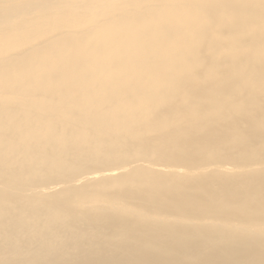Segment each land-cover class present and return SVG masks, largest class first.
<instances>
[{"label":"bare ground","instance_id":"bare-ground-1","mask_svg":"<svg viewBox=\"0 0 264 264\" xmlns=\"http://www.w3.org/2000/svg\"><path fill=\"white\" fill-rule=\"evenodd\" d=\"M257 108L264 0H0V264H264L218 157Z\"/></svg>","mask_w":264,"mask_h":264},{"label":"rangeland","instance_id":"rangeland-1","mask_svg":"<svg viewBox=\"0 0 264 264\" xmlns=\"http://www.w3.org/2000/svg\"><path fill=\"white\" fill-rule=\"evenodd\" d=\"M231 109V108H230ZM152 114V113H151ZM264 117V108H257V112L256 115L253 117L255 119L258 120V123H256L255 126H252L251 122H250V117L247 115L244 119L240 120V121H235L237 123H240L242 130H246L248 135L250 136L253 132L258 134V137L255 139H250L251 140H246L244 137H238V138H232L229 137V144H224V150L222 152L221 155H218L219 159L226 165H229V167L231 168H236L234 170V172H241L243 173L242 176H240V179L244 185L243 188H241L242 190H240V188L236 191L235 189L230 186L227 185L221 189H229V193L228 195H226L227 193H222L220 192L218 194V197H222L224 194L226 196H232L233 195L238 198V195H240L241 193L243 194L245 189V192H247V190H252V194L255 196H249V201L251 203H256L258 201L257 206H255V208H260V207H264V181L262 180V177H264V138H262L264 136V123L261 121V118ZM252 118V119H253ZM233 130L235 128L234 124L229 123ZM147 124H145L144 126H146ZM183 134H185V130H183L182 132ZM218 140V138H217ZM216 142V141H215ZM223 142H216V147L220 149V144H222ZM249 148H253V149H249ZM218 149V151H219ZM241 152H246L245 154H242ZM262 155V156H261ZM261 157V158H259ZM259 158V159H257ZM262 160V162H260V164L262 165V169L261 171L257 170L255 168L256 163ZM163 161H165V159H163ZM160 167H164L166 165V161L161 163L159 162ZM144 168L147 172L152 171L150 168L148 167H141ZM142 169V170H144ZM93 171V170H92ZM141 171V170H139ZM152 173H155L152 171ZM159 174V173H158ZM163 176H165V174H161ZM237 175V174H236ZM235 175V176H236ZM192 176V175H191ZM234 176V175H231ZM121 177V176H120ZM120 177H118V180L120 179ZM180 177V176H177ZM106 178V177H105ZM109 179H111L112 181H118L117 179H113V177H107ZM117 178V177H116ZM228 179L227 178H223L222 181L217 183V186L223 185L224 183H227ZM243 191V192H242ZM221 194V195H220ZM172 205L174 206L175 211L178 208H182V206L180 204H176V203H172ZM246 209H251L253 208V206H245ZM169 210V209H168ZM171 212V211H170ZM238 214H242L245 215L247 217V221L244 220L242 217H239L238 222L236 224H241L244 226L241 227H234V235H231V248L233 249V253L228 255V258L230 259H240V258H245V259H251V257L256 254L258 257H260L263 261H264V249L262 248L261 245H259L258 243H256L254 240H252L253 244H255V246H251L247 241V235L250 232H253L257 235L262 236V234L264 233H260L258 231V229L260 227H262L264 229V211L263 212H246V213H241L239 212ZM171 215L174 217H177L179 219L183 218V216H181V214L177 215L173 212H171ZM174 219V218H172ZM172 222V220H160L157 221L153 226L157 227L158 229H162L163 227L170 224ZM260 226V227H259ZM209 227V226H208ZM207 226H204L202 228H204L202 231L206 230L208 228ZM214 227V226H213ZM221 227V226H219ZM258 229H255L257 228ZM212 228V226H211ZM222 228V227H221ZM164 232V230H163ZM165 234V232H164ZM210 237V235H209ZM239 237L242 240V250H238L236 247V238ZM205 240V239H204ZM207 241V240H205ZM218 262H221L222 264H229V262L226 259H220L218 257H214L213 258V264H216ZM241 264H249V262L247 260H244Z\"/></svg>","mask_w":264,"mask_h":264}]
</instances>
